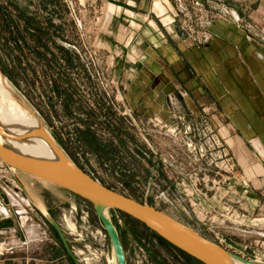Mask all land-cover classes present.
Returning <instances> with one entry per match:
<instances>
[{
    "label": "rangeland",
    "instance_id": "rangeland-1",
    "mask_svg": "<svg viewBox=\"0 0 264 264\" xmlns=\"http://www.w3.org/2000/svg\"><path fill=\"white\" fill-rule=\"evenodd\" d=\"M113 12L111 0H0L1 73L66 158L96 181L226 249L245 252L251 264H264L255 256L264 251V221L247 219L228 191L240 177L231 154L205 119L189 110L182 92L162 82L147 60V43L138 44L129 21ZM4 95L0 91V105L11 108ZM0 177L7 197L14 185L20 189L24 228L34 217L41 238L56 244L58 264L75 263L45 211L63 229L80 264L118 263L89 200L18 170L0 171ZM28 184L30 195L22 188ZM106 214L127 264H201L129 214L114 208ZM122 222L154 254L141 249ZM11 252L0 244V264H20Z\"/></svg>",
    "mask_w": 264,
    "mask_h": 264
},
{
    "label": "crops",
    "instance_id": "crops-1",
    "mask_svg": "<svg viewBox=\"0 0 264 264\" xmlns=\"http://www.w3.org/2000/svg\"><path fill=\"white\" fill-rule=\"evenodd\" d=\"M111 1L132 38L147 43V60L162 82L182 92L231 154L240 171L234 189L228 187L232 201L247 219L264 221V0ZM25 188L30 195L31 186ZM20 208L19 196L7 197L0 183V244L17 252L20 264H58L56 244L41 238L34 217L25 229ZM255 256L264 261V251Z\"/></svg>",
    "mask_w": 264,
    "mask_h": 264
},
{
    "label": "water",
    "instance_id": "water-1",
    "mask_svg": "<svg viewBox=\"0 0 264 264\" xmlns=\"http://www.w3.org/2000/svg\"><path fill=\"white\" fill-rule=\"evenodd\" d=\"M41 134L45 139L55 147L63 160H48L42 158H33L23 156L13 150H10L4 143L0 135V159L3 160L14 173L16 170L30 174L38 179L45 180L64 188L71 193L89 200L93 204L95 214L100 218L104 228H106L111 242H113L115 255L118 264H127L124 254L123 244L120 240L118 230L113 222L108 218L105 212L112 208L127 213L144 224L154 233H157L164 240L171 242L176 248L183 253L190 255L201 264H237L251 263L242 255L226 249L214 240L207 239L202 234L191 228L189 225L181 223L173 216L162 212L156 207L146 205L128 196H125L112 188L96 181L89 173L81 169L71 159L66 158L59 144L47 133L42 131ZM12 139V136H5L4 139ZM15 139V138H13ZM24 188L28 193L27 188ZM44 215L50 222L52 228L57 231L61 243L64 245L66 252L75 264H80L73 249L65 236L63 229L46 211ZM122 226L128 231L136 243L144 249L146 253H153L152 249L139 238L136 231L125 222Z\"/></svg>",
    "mask_w": 264,
    "mask_h": 264
},
{
    "label": "bare ground",
    "instance_id": "bare-ground-1",
    "mask_svg": "<svg viewBox=\"0 0 264 264\" xmlns=\"http://www.w3.org/2000/svg\"><path fill=\"white\" fill-rule=\"evenodd\" d=\"M0 91L10 99L12 106L11 108H5L2 104L0 105V135L5 145L10 150L23 156L26 155L52 161L63 160L55 147L45 139L41 132L46 131L56 142L54 136L48 131L41 118L37 117L28 105L19 99L15 90L1 71ZM5 136H12L15 139L8 138L5 140ZM42 208L45 211L43 206Z\"/></svg>",
    "mask_w": 264,
    "mask_h": 264
},
{
    "label": "built area",
    "instance_id": "built-area-1",
    "mask_svg": "<svg viewBox=\"0 0 264 264\" xmlns=\"http://www.w3.org/2000/svg\"><path fill=\"white\" fill-rule=\"evenodd\" d=\"M2 161H0V168H1L0 171L8 172L10 170V167L8 166V168H4V164H3L4 161L3 162ZM13 182H14V180H13ZM5 191H6V189H5ZM19 191H20V189L17 187V185L16 186L14 185L13 188L8 191V196L12 197L14 195H18Z\"/></svg>",
    "mask_w": 264,
    "mask_h": 264
},
{
    "label": "trees",
    "instance_id": "trees-1",
    "mask_svg": "<svg viewBox=\"0 0 264 264\" xmlns=\"http://www.w3.org/2000/svg\"><path fill=\"white\" fill-rule=\"evenodd\" d=\"M170 243H171V242H170ZM171 245L174 246L172 243H171ZM174 247H175V246H174ZM188 256H190V255H188ZM190 257H191V256H190ZM193 259H194V258H193ZM194 260H195V259H194ZM197 262H198V261H197Z\"/></svg>",
    "mask_w": 264,
    "mask_h": 264
},
{
    "label": "flooded vegetation",
    "instance_id": "flooded-vegetation-1",
    "mask_svg": "<svg viewBox=\"0 0 264 264\" xmlns=\"http://www.w3.org/2000/svg\"><path fill=\"white\" fill-rule=\"evenodd\" d=\"M139 236V235H138ZM139 238H140V236H139ZM141 239V238H140ZM143 241V240H142ZM145 242V241H144ZM153 251V250H152ZM152 254H154V251H153V253Z\"/></svg>",
    "mask_w": 264,
    "mask_h": 264
}]
</instances>
